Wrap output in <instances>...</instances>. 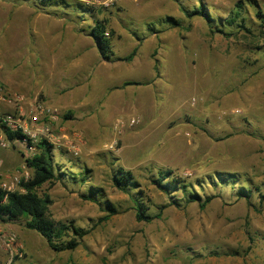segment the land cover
Listing matches in <instances>:
<instances>
[{
    "label": "rangeland",
    "instance_id": "1",
    "mask_svg": "<svg viewBox=\"0 0 264 264\" xmlns=\"http://www.w3.org/2000/svg\"><path fill=\"white\" fill-rule=\"evenodd\" d=\"M67 1L108 22L112 60L92 54L90 14L0 0V82L58 110L47 143L56 178L36 192L51 219L89 231L55 251L25 220L2 222L24 245L17 264H264V0ZM241 2L247 29L226 23ZM40 152L0 149V185L30 180L26 160ZM120 170L133 174L130 193ZM167 170L213 201L160 188ZM132 197L161 217L139 221Z\"/></svg>",
    "mask_w": 264,
    "mask_h": 264
},
{
    "label": "trees",
    "instance_id": "2",
    "mask_svg": "<svg viewBox=\"0 0 264 264\" xmlns=\"http://www.w3.org/2000/svg\"><path fill=\"white\" fill-rule=\"evenodd\" d=\"M46 7L50 6L52 8L63 9L66 15H71V12H77L81 14H90L91 18L94 21V25H90L89 36L93 39L95 46L97 47L100 55L105 60H112L114 57L113 44L110 38V35L113 34V31H108V22L106 20L99 19L96 9L93 6L85 5L82 3H70L67 0H44ZM248 4L252 5L255 9L257 6L252 1H248ZM244 6L243 3H238L236 6V11L226 22L227 25H237L240 28L247 29L245 26L246 19L243 18L239 22V19L243 15ZM62 11V10H61ZM199 15L202 17H208L207 13L204 11L203 7L198 11ZM256 16L260 19L262 28L264 29V13L261 10H256ZM64 18L69 16H62ZM78 17H84L79 15ZM68 20L72 21L71 18ZM74 21V20H73ZM221 26V23H219ZM224 26V25H223ZM218 27V26H217ZM223 28H217V31L223 32ZM84 31V30H81ZM108 33V35H107ZM135 53V51L133 52ZM131 56L125 58L124 60H130ZM155 69L158 70V65L155 66ZM11 139L20 138L22 134L20 132L10 133ZM38 148L41 150L39 154H36L33 159H27L26 162L30 168L34 170L33 177L26 181H22L21 186L25 189V192H7L0 188V219L2 222H12L17 220H25V228L29 231H34L40 234L46 241L49 246L55 251H66L73 250L77 248L80 244V241L83 240L88 234L89 231L75 225L74 221L63 222L55 221L49 216V205L50 200L40 197L36 190L42 187L45 183L51 182L56 178L55 168L53 165V159L50 151L49 145L47 142L42 141L38 145ZM122 176L116 180V183L121 189L125 192H129V187L134 186L133 174L131 172L121 171ZM234 177V176H233ZM172 178L171 182L165 184L167 179ZM222 184H227L229 180L223 179L221 176L218 177ZM233 183H236V179H233ZM156 184L165 189L166 191L170 190V183L175 182L176 184H181L182 180L177 178L173 171L167 170L166 172H161L158 180L155 181ZM176 188L175 185H172ZM173 188L174 192H176ZM179 189L183 191L184 198L187 203L201 202V196L190 190V186L183 185L179 186ZM130 193V192H129ZM245 193L244 188L238 190L239 197H243ZM132 196V195H131ZM172 197V196H171ZM264 198V196H262ZM94 199V198H92ZM135 209L137 212V218L139 221L152 222L154 219H158L162 215V211L157 215L148 214L147 208L145 207L144 200L136 199L132 197ZM214 197H206L203 202H201V207L205 208L208 204L213 201ZM177 204V201L173 200L171 205ZM162 209H164L162 207ZM108 212V210H107ZM109 212H111L109 210ZM108 212V213H109ZM112 216L108 214L104 216L101 221H106ZM72 235L70 240L65 238Z\"/></svg>",
    "mask_w": 264,
    "mask_h": 264
},
{
    "label": "built area",
    "instance_id": "3",
    "mask_svg": "<svg viewBox=\"0 0 264 264\" xmlns=\"http://www.w3.org/2000/svg\"><path fill=\"white\" fill-rule=\"evenodd\" d=\"M113 1V0H110ZM58 119V110L38 97L28 98L18 91H9L0 82V149L22 146L27 153L36 152L40 142L54 143L57 137L52 124ZM20 132L22 137L11 139L10 133ZM75 154L80 148L74 140L64 138ZM25 178L24 181H28ZM19 177L4 180L0 188L7 192H25ZM0 219V252L6 253L5 264H17L24 257V246L14 232L4 230Z\"/></svg>",
    "mask_w": 264,
    "mask_h": 264
},
{
    "label": "crops",
    "instance_id": "4",
    "mask_svg": "<svg viewBox=\"0 0 264 264\" xmlns=\"http://www.w3.org/2000/svg\"><path fill=\"white\" fill-rule=\"evenodd\" d=\"M93 40V39H92ZM94 42V41H93ZM97 48V47H96ZM94 52L92 53L93 55H97L98 57H101V55L99 54V52L97 53V51L96 50H93ZM19 237V236H18ZM19 240H20V238H19ZM21 242V241H20ZM22 243V242H21ZM23 244V243H22ZM24 246V245H23ZM2 253H4L5 255H6V253L5 252H3V251H1ZM4 255V256H5ZM1 260V259H0ZM6 263V261H0V264H5Z\"/></svg>",
    "mask_w": 264,
    "mask_h": 264
}]
</instances>
